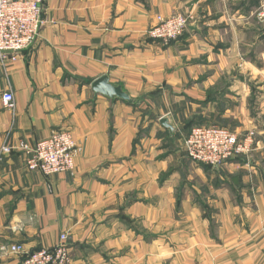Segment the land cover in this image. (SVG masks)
Returning <instances> with one entry per match:
<instances>
[{"label":"crops","instance_id":"1","mask_svg":"<svg viewBox=\"0 0 264 264\" xmlns=\"http://www.w3.org/2000/svg\"><path fill=\"white\" fill-rule=\"evenodd\" d=\"M174 13L176 40L147 35ZM261 15L264 0H43L36 40L0 59V246L65 233L77 264H264ZM102 75L133 102L95 94ZM194 124L252 131L251 158L192 161ZM59 129L74 169H27L20 142ZM0 264L22 256L0 249Z\"/></svg>","mask_w":264,"mask_h":264},{"label":"built area","instance_id":"2","mask_svg":"<svg viewBox=\"0 0 264 264\" xmlns=\"http://www.w3.org/2000/svg\"><path fill=\"white\" fill-rule=\"evenodd\" d=\"M43 0H0V59H15L37 38L43 24L41 17ZM263 16V15H261ZM264 18V16H263ZM188 25V17L182 13L156 16V22L147 30V35L162 43L176 40ZM3 103L11 107L13 95L2 94ZM254 133L239 137L222 125L194 124L183 140L186 155L194 162L217 167L224 162L243 157L251 158ZM18 149L25 155V165L44 175L70 172L75 166V155L80 151L68 129L53 131L49 136L34 144L20 142ZM4 151H9L4 148ZM65 233L49 247L29 250L22 244L2 245L3 252L9 251L22 256V264H77L71 256Z\"/></svg>","mask_w":264,"mask_h":264},{"label":"water","instance_id":"3","mask_svg":"<svg viewBox=\"0 0 264 264\" xmlns=\"http://www.w3.org/2000/svg\"><path fill=\"white\" fill-rule=\"evenodd\" d=\"M261 38H264V23L261 28ZM91 88L95 94H103L108 97H117L122 100L133 102L129 95L122 89L120 85L109 82L107 75H102L91 83Z\"/></svg>","mask_w":264,"mask_h":264},{"label":"trees","instance_id":"4","mask_svg":"<svg viewBox=\"0 0 264 264\" xmlns=\"http://www.w3.org/2000/svg\"><path fill=\"white\" fill-rule=\"evenodd\" d=\"M192 125H190V127H191ZM190 127H189V129H190ZM237 158H239V157H237ZM241 158H243V157H241ZM244 159V158H243Z\"/></svg>","mask_w":264,"mask_h":264}]
</instances>
